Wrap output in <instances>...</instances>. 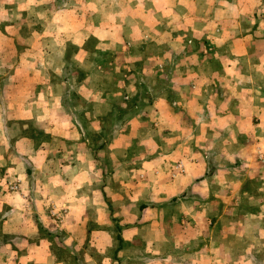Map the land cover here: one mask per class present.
Masks as SVG:
<instances>
[{
	"label": "crops",
	"instance_id": "obj_1",
	"mask_svg": "<svg viewBox=\"0 0 264 264\" xmlns=\"http://www.w3.org/2000/svg\"><path fill=\"white\" fill-rule=\"evenodd\" d=\"M133 1L127 6L122 0H0V68L7 70L0 75V264H75L73 243L87 223L86 212L105 210L107 204L98 202L97 196L116 193L110 186L111 190L101 191L99 177L111 179L112 172L120 178L122 173L134 176L142 171L141 164L148 173L162 170L172 184L202 178L199 193L216 194L213 182L231 179L235 164L264 158V0H210L212 9L225 10L221 19L227 20H217L210 28L212 74L194 79L164 76L168 89L159 92L149 84L155 82L154 68L162 72L166 68L162 44L146 39L147 35L138 38L136 30L133 37L126 33L128 23L141 14V4ZM48 2L53 4L50 15ZM243 3H252V10L242 17L253 19L252 26L236 21ZM76 12L96 25L94 30L99 25V40L91 25L76 32L67 26L69 22L52 26L60 19L74 20ZM28 13L35 24L27 32L21 26H8L10 18L21 24ZM49 17L50 22L40 26ZM15 33L23 36L17 44L20 54L9 46L15 48V39L19 40L11 37ZM166 45L171 51H188L187 43L177 39ZM139 63L149 64L148 69L143 67L144 75L134 67ZM120 67L130 73L115 74ZM173 82L182 87L171 92ZM142 83L147 90H139ZM144 98L153 99L145 107L154 126L149 128L164 132L165 141L161 152L155 141L148 142L146 158H138L133 156L138 147L134 144L139 131H147L138 121L144 113L139 100ZM207 110L211 119L204 121V131L218 136L225 132L219 137L218 158H209L207 152L188 158L187 132L195 130L188 120L192 121L191 115H208ZM223 171L226 175H221ZM252 175L264 178L259 171ZM15 182L18 190L10 191L8 186ZM189 190L186 183L173 193ZM259 204L262 208L264 202ZM121 238L117 257L150 243L151 263H157L154 236ZM56 244L70 253L67 260ZM87 248L86 264H98L92 258L94 245Z\"/></svg>",
	"mask_w": 264,
	"mask_h": 264
},
{
	"label": "rangeland",
	"instance_id": "obj_2",
	"mask_svg": "<svg viewBox=\"0 0 264 264\" xmlns=\"http://www.w3.org/2000/svg\"><path fill=\"white\" fill-rule=\"evenodd\" d=\"M129 1L122 0V5L130 6L128 5L130 4ZM135 1L141 4L139 9L141 12L139 16L141 17L138 16L137 19H133L131 25L128 23L125 29L126 33L133 37L136 30L137 33L139 32L138 38L143 34L148 36L146 39L156 43L161 42L162 56L166 63L163 72L158 67L154 68L155 82L152 85L149 84L153 92H159L164 88L168 89L167 82H163L164 76L170 75L173 79L192 76L194 79L195 75L208 77L212 74L210 28L212 23L217 20L221 21L220 23L227 22V20L221 19L225 15L224 9L220 10V7L212 9L213 5L211 6L210 0H199L195 3H191L192 0ZM251 4H241L242 14L236 19L239 25L252 26L254 24L253 19L242 18L246 12L252 10ZM52 9L53 4L48 2L47 14L50 15ZM209 15L215 16V18L210 19ZM50 19V17L43 19V24L40 26L49 23ZM234 19L231 21L233 22ZM0 22L2 23L1 20ZM18 22V18L12 17L8 26H16V29L21 26V29L25 28L24 30L27 32L30 26L34 27L35 24L32 13H28L21 24ZM67 22H69L67 26L70 29H75V32L88 27V25L90 28L91 25L88 23V19L76 12L74 20L60 19L59 22L52 23V26L66 25ZM94 26L96 25H91L92 34H96L95 38L98 39L100 37L99 25L96 30H94ZM160 29H164V32L162 33ZM167 29L171 32L169 33ZM176 29L178 32L175 33ZM200 29L203 30L202 34L199 33ZM11 37L19 40L15 39V48L9 44L10 49L12 52L17 51L20 54L18 50L20 48L17 44L22 43L20 39L23 36L19 37L15 33ZM64 38L66 37L64 36ZM174 39L180 43H187L188 51L186 52V49L184 51L183 49L171 51L166 44L174 42ZM94 40L96 43L99 39ZM90 43L94 42L90 40ZM150 54L154 56L155 60L156 55ZM102 62L104 63V59ZM148 65V63H139L135 64L134 67L139 69L138 73L144 75L146 73L144 69H148ZM96 67H99V63H96ZM130 71L133 72L134 69L130 68ZM122 72L130 73L124 67H120L115 74ZM4 73H7V70L0 68V75ZM149 74H151L150 69ZM260 83L262 88L263 81L261 80ZM188 84L186 87L190 88ZM145 85L142 83L141 86H138L139 90H147ZM208 85L210 83L205 82V86ZM179 87L182 86L178 82H173L169 88L173 92ZM262 97L264 98L263 91ZM147 100L150 101L149 105H151V101H153L151 98L139 100L144 113H141L138 121L147 128V131H139V141L134 144L138 147L135 148L133 156L138 158H146L144 152L148 142L155 141L158 151L161 152L165 141L164 132H157L156 130L152 132L150 129H154V126L150 121L152 118L149 115L150 112L148 114V111L145 110ZM207 111L208 115H191L192 121L188 120V126L193 123L192 126L195 127V130L187 132L185 142L188 158H194L201 152H207L209 158L211 156L218 158L216 151L218 141H220L219 137H225V132H221L218 136L217 132L204 131L207 126L204 121L211 119L210 111ZM130 112L134 113V109ZM134 116L133 114L131 117ZM147 122L149 123L147 124ZM201 122H203L202 125H200ZM235 134L237 135V133ZM166 140L169 143L173 141L168 138ZM232 141L234 142V138ZM252 144L255 145L254 139H252ZM256 159L257 161L252 164L248 161H245L246 163L242 161V164L239 165L235 164L231 179L222 177L215 180L213 185L218 190L216 194H207V191L199 193L202 178L188 179L185 184H172L169 183L170 179L168 180L167 174L164 175L162 170L148 173L145 171V167H141V164L139 170L142 171H138L134 176L129 175L130 173H122V178H120L112 172L111 179H107L108 181L104 176L99 177L98 186L101 191L103 188L111 190V187L112 191L116 193H102L97 196V201L106 203L108 207L102 211L89 209L86 212L88 215L87 223L83 228L81 237H77L76 242L73 243L74 258L73 260L68 259L75 261V264H86V259H88L86 254L90 255L87 245L92 244L94 248L97 246L95 248L96 255L92 258L98 264H152L151 252H148L152 246L150 243L139 244V250L121 253L122 257H117L116 253H119L121 248L122 236H154L156 250L159 252L155 255L156 264H164V262H171V264H264V205L261 208L259 204L264 202V178L259 180L252 175L253 172L258 171L264 174V158ZM224 174L225 171L221 175ZM186 183L191 190L189 193H173L178 186L186 185ZM120 190L123 191V194L118 193ZM96 199L91 196L92 202ZM186 199H189L190 202H187ZM212 202L214 203L213 206L211 205ZM148 207L151 209L146 210ZM153 207H156V210ZM258 214L262 216L259 217ZM261 218L263 222H259ZM58 243L62 244V241L59 240ZM55 247L58 248V253L63 259L67 260L65 258L67 254L71 256L69 252L66 253L62 246L56 244ZM180 252L181 255H179ZM91 254H93L92 251ZM173 256L176 258L170 259Z\"/></svg>",
	"mask_w": 264,
	"mask_h": 264
},
{
	"label": "built area",
	"instance_id": "obj_3",
	"mask_svg": "<svg viewBox=\"0 0 264 264\" xmlns=\"http://www.w3.org/2000/svg\"><path fill=\"white\" fill-rule=\"evenodd\" d=\"M8 189H9L10 191H17V190H18V184H17V182L10 184V185L8 186Z\"/></svg>",
	"mask_w": 264,
	"mask_h": 264
}]
</instances>
